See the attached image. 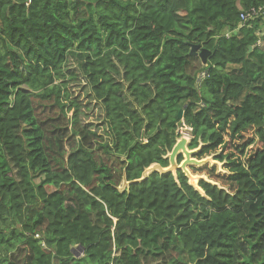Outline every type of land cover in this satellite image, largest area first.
Listing matches in <instances>:
<instances>
[{"label": "trees", "instance_id": "16d2710c", "mask_svg": "<svg viewBox=\"0 0 264 264\" xmlns=\"http://www.w3.org/2000/svg\"><path fill=\"white\" fill-rule=\"evenodd\" d=\"M0 264H264V0H0Z\"/></svg>", "mask_w": 264, "mask_h": 264}, {"label": "water", "instance_id": "95a60500", "mask_svg": "<svg viewBox=\"0 0 264 264\" xmlns=\"http://www.w3.org/2000/svg\"><path fill=\"white\" fill-rule=\"evenodd\" d=\"M209 54V51L206 49L202 48L201 45H191L190 47V56H197L201 59L203 63L206 61V57ZM179 118H182V110H179L178 114ZM190 144V140H188L184 136H180L178 139H176V143L174 147L172 148L171 152H169L164 158L168 159V166L166 168L161 167L158 164H151L149 167L144 171L142 174L141 179L135 180L132 182H140L146 179L151 173L153 172H158L160 174H167V173H172L173 176L176 175V172L178 170H181L184 175L188 178V183L191 187L194 188L195 191L199 192L200 194L204 195V192L198 187V182L201 179H204L208 181L206 176H199V178H196V175H193L190 170L189 166H195V167H201V165L207 163V157L202 158L201 160H196L194 159V155L197 154L200 151L201 146L203 145L200 143L199 147L194 150H190L188 148ZM179 156H182V160L177 163V158ZM214 162V160H212ZM220 164V163H219ZM222 165V164H220ZM198 177V176H197ZM126 184V186L131 183L125 180L123 178V182ZM119 190V188H118ZM122 192L123 190H119ZM82 253V247L77 246L76 248H73L72 252L75 254V256H80L79 252Z\"/></svg>", "mask_w": 264, "mask_h": 264}, {"label": "rangeland", "instance_id": "374dc122", "mask_svg": "<svg viewBox=\"0 0 264 264\" xmlns=\"http://www.w3.org/2000/svg\"><path fill=\"white\" fill-rule=\"evenodd\" d=\"M72 91L75 92V95L80 96L81 101L84 105L83 113L80 117L82 120V123L85 124V126H87L89 129L103 134V132L106 130V125H105V122H104L103 117H102L103 116L102 110L99 108L97 103H95L92 100L91 95L86 90V88L84 87V84L79 83V84L73 85ZM186 131L187 130L184 129V130L179 131V132L181 133L182 136H184L188 140H190V137ZM212 160H213L212 155L207 157V163L208 164L216 165L218 167V172H223L222 171L223 166L220 165L221 163L219 164L218 162H216V161L213 162ZM203 175L204 174L196 175V178H199V176L201 177ZM125 186H126V184L121 183V185L119 186V190H123Z\"/></svg>", "mask_w": 264, "mask_h": 264}, {"label": "built area", "instance_id": "2783aa9c", "mask_svg": "<svg viewBox=\"0 0 264 264\" xmlns=\"http://www.w3.org/2000/svg\"><path fill=\"white\" fill-rule=\"evenodd\" d=\"M263 13V8H250L248 12L240 15V26H243L249 20H255Z\"/></svg>", "mask_w": 264, "mask_h": 264}, {"label": "clouds", "instance_id": "9594fccd", "mask_svg": "<svg viewBox=\"0 0 264 264\" xmlns=\"http://www.w3.org/2000/svg\"><path fill=\"white\" fill-rule=\"evenodd\" d=\"M182 136V135H181ZM36 238H38V236H35ZM77 247V246H76ZM76 247H74V248H76ZM77 252H79L78 250H77ZM79 254L80 255H82V253L81 252H79Z\"/></svg>", "mask_w": 264, "mask_h": 264}]
</instances>
